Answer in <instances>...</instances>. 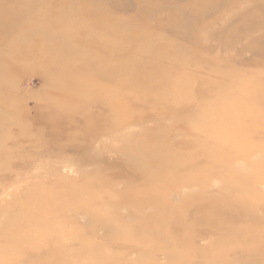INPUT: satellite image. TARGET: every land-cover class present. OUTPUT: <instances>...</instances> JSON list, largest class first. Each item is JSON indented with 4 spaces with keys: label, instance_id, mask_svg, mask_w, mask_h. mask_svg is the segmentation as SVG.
I'll return each instance as SVG.
<instances>
[{
    "label": "rangeland",
    "instance_id": "1",
    "mask_svg": "<svg viewBox=\"0 0 264 264\" xmlns=\"http://www.w3.org/2000/svg\"><path fill=\"white\" fill-rule=\"evenodd\" d=\"M182 257L264 264V0H0V264Z\"/></svg>",
    "mask_w": 264,
    "mask_h": 264
},
{
    "label": "bare ground",
    "instance_id": "2",
    "mask_svg": "<svg viewBox=\"0 0 264 264\" xmlns=\"http://www.w3.org/2000/svg\"><path fill=\"white\" fill-rule=\"evenodd\" d=\"M98 23V22H97ZM98 26V25H97ZM115 32V31H114ZM135 32V31H134ZM49 163V162H48ZM52 163V162H51ZM68 168H69V166H68ZM70 169H71V167H70ZM134 195H136V194H133V193H131V194H129V195H124L122 198H121V202L123 203V204H125V205H130V204H134V203H137V202H141V200H143V199H145V197H144V195L141 197V199H139V200H137V199H134V198H132L131 199V196H134ZM176 195V194H175ZM140 218H141V216H139V217H133V218H131L132 220H134V221H136V222H140L141 220H140ZM99 220H101V222L103 223V224H105L104 223V221H106V220H104L102 217L101 218H99ZM107 226V225H106ZM135 227H137L138 226V224L137 225H134ZM136 232L137 231H135L134 233L136 234ZM132 234V233H131ZM180 259H183V257L182 258H180ZM184 260V262H182V263H180V264H192V261H189V260H186V259H183ZM182 260V261H183ZM173 262H174V259L172 260ZM178 261V260H177Z\"/></svg>",
    "mask_w": 264,
    "mask_h": 264
}]
</instances>
